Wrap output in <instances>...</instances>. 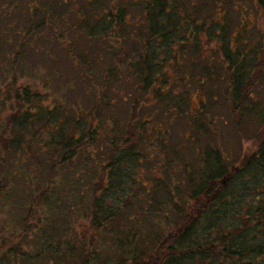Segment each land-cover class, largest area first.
Returning a JSON list of instances; mask_svg holds the SVG:
<instances>
[{
	"label": "trees",
	"instance_id": "trees-1",
	"mask_svg": "<svg viewBox=\"0 0 264 264\" xmlns=\"http://www.w3.org/2000/svg\"><path fill=\"white\" fill-rule=\"evenodd\" d=\"M212 1L215 10L211 15L219 20L215 24L222 26L230 0ZM263 1L257 0L264 9ZM79 2H83L82 6H77ZM19 7H23L25 15L29 8L34 16H41L36 23L32 21V14L27 17L28 27L20 30L21 34L12 36L11 52L4 55L5 64L0 61V70L5 71L0 76V106L10 97L9 89L12 87L9 82H15L14 69L19 72L29 69L20 67L18 57L25 58L38 38L47 41V44L54 40V45L65 48H71L73 41L83 38L91 39L89 42L99 40L102 47L90 50L87 56H100L104 59L105 69L101 72V82H92V85L85 87L82 84L80 89L74 85L77 97L71 101L64 99L62 92L59 95L63 96L57 94L56 89L61 85H50L53 93L65 102L52 109H42L39 96L31 95L24 89L20 98L25 104L29 103V107L23 113L14 112L0 119V211L13 219L17 218V222L23 226L35 204H41L44 211L53 208L59 219L67 208L65 214L68 216V220H64L66 226L61 229L62 239L54 237L51 243L54 235L48 236L42 229L35 232L37 241H42L39 252L35 254L27 253L19 245L8 246L5 237L1 236L4 230H0V264H31L34 259L40 262L39 257L46 249L52 264L61 262L60 258L63 259L64 255L71 257V262L63 261L62 264H264V127L255 137L259 143L257 149L243 155L240 162L231 166L226 165L216 148L199 152L196 147L195 154L186 157L183 149H176L172 145L170 158L167 149L165 154L170 171L174 176L180 173V179L187 182L182 189L183 180L173 177L171 182L165 176L164 181L171 185L170 189L165 190L169 191V202L172 203L170 207L163 205V209L152 201L149 206H143V191L150 188H146L145 180L134 177L135 171L141 169L143 164L144 154L140 146L143 147L147 143L145 139L150 141L152 136L143 137L145 133L140 131L134 116L133 110L138 105L141 107L143 100L130 105L128 123L120 133L122 118L117 112V96H114L115 84L120 80L109 82L111 77L120 75L122 79L124 76V69L120 65L126 67L127 62H131L128 64L131 78L137 75L142 82H166L158 75L174 59L171 50L181 46L182 52L179 53L180 49L176 52L182 55L183 62L186 60V67L191 65L189 59H199L197 36L200 25L206 26L209 20L206 22L207 18H204L201 21L198 14L192 18L186 0H7L0 2L1 19ZM40 9L45 12H37ZM138 16L141 17L140 21H137ZM1 19L0 23L4 20ZM49 23L54 26L55 32H43ZM61 25L65 28L60 29ZM70 27L77 28L74 40L66 34ZM212 27L214 24L209 23L207 31L210 34L213 33ZM5 30L8 32L9 27L6 29L0 25V35ZM132 36L135 45L130 47L127 43ZM220 40L224 48L232 42V38H226L224 34ZM190 41L194 42L192 50L187 48ZM263 50V46H259L255 51L259 54ZM192 52L196 54L190 55ZM68 55L78 58L74 52ZM91 59L76 61L79 65ZM25 62L23 65L27 66ZM134 67L137 74L132 76ZM130 77L125 76L124 80ZM124 86L131 88L129 84ZM161 96L164 97L162 104L154 108L158 114H162L164 106L177 113L187 112L182 110L180 103L174 106L177 100H169L171 93ZM118 97L126 100L120 95ZM153 98L157 102L160 96L154 93ZM84 102L89 105L85 104V107ZM156 124L159 132L154 134L152 140L160 135L163 145L169 140L172 130L167 133L169 122L158 121ZM41 130L48 135L46 141L40 138ZM182 140L184 144V136ZM90 145L98 147V150H89ZM27 154L34 160L41 155L44 162L39 167L33 164L27 167ZM88 162H91V166L84 168ZM18 174L24 176L18 177ZM23 178L30 180L28 186H31V190L27 195L22 191ZM133 182L139 184L138 188L133 187ZM55 183L64 185L59 191L63 188L71 191L73 197L67 205L65 200L52 199ZM10 185L13 186L15 199L8 203L2 194ZM128 193L135 198L133 203L126 196ZM177 196L180 198L174 204ZM107 200L112 204L110 207L106 205ZM164 201L167 202L166 197ZM20 205L28 206L24 215ZM148 211L151 212L150 224L147 223L149 230L145 228L141 231L139 228L138 232H126V248L123 247L125 244L122 245V239L109 234L113 231L110 227L113 217L124 215L130 221L137 215L138 221H145L143 215ZM168 217H172L176 223L175 229L165 235L157 233L154 227ZM70 218L86 219L85 223L93 229L90 238L77 237L75 231L71 230ZM68 234L74 242L68 248H62L60 242L67 241ZM145 242L147 246L139 250ZM105 243L117 247L113 248L116 254L113 260L110 256L104 259L100 252ZM86 249L89 250L85 255ZM54 257H57V261Z\"/></svg>",
	"mask_w": 264,
	"mask_h": 264
},
{
	"label": "rangeland",
	"instance_id": "rangeland-1",
	"mask_svg": "<svg viewBox=\"0 0 264 264\" xmlns=\"http://www.w3.org/2000/svg\"><path fill=\"white\" fill-rule=\"evenodd\" d=\"M1 1L7 0H0V2ZM206 1H208V5H206ZM186 3L190 9L192 18H196L198 14L202 18L200 19L201 21L207 18L206 22L209 20L208 24H214V27L211 29L213 30L212 34L207 31L208 24L206 26L200 25V31L197 36L200 47L199 56H197L199 59L196 61L189 59L191 65H188L189 68L186 67V60L183 62L182 55L179 54L182 52L181 46L179 45V53L177 54L176 52L178 49L171 50L172 55H175V57L172 56L174 59L170 60L167 67L158 75L159 78H165L166 82H142L140 78H137L135 67L133 70L135 73H133L132 76H136L131 78L130 75L132 72L128 69V64L131 62H127L126 67L124 64L120 65L121 69H124V76L122 79L118 73V77L116 75L109 80V82L120 80L115 84L114 89V96H117V102H119V109L117 112L122 118L120 133L128 123L127 114L130 112V105L140 100L144 101V103L141 102V107L136 105L137 109L133 110L140 131L142 130V133H145L143 137L147 138L152 135L149 139L150 141L145 139L147 143L143 147L140 146L144 154V159L142 158L143 164L141 169L135 171L136 176L133 175L134 177H139L143 181L145 180L146 188H150L143 191L141 199L144 207H147V205L149 206L151 201L162 209L164 208L163 205H168V207H170L172 203V201L169 202V191L166 192L165 190L166 188L170 189L171 185L167 181H164V179H166L165 176H168L171 182L173 177H175V180L181 178L180 173H175L174 176L173 172L170 171L169 162L166 158L165 152L168 151L172 145L176 149H183L184 152H186V157L193 156L196 149L202 152L207 148H216L223 156L226 165L231 166L240 162L243 155L251 154L257 149L259 143L255 137L264 127V50L259 54L255 51L259 46H263L264 49V9L261 7L262 5L260 6L257 0H230L229 5L226 6L224 23L220 26L219 24H215L218 23V18L216 16L212 17L211 15V12L215 10L212 0H186ZM82 4L83 2H79L77 6H82ZM262 4L264 6V1ZM203 6L205 7L201 11L200 7ZM15 9L16 8L12 11L13 13L5 16V19L2 16L4 20L0 17L2 20L0 23L1 27L5 26L6 29L9 27L8 32L5 30L0 35L1 64H5V60L3 59L4 55L7 52H9L8 54L11 52L12 45L10 43L12 42V36L21 34L22 32H20V30L24 31L28 27L27 17L32 14L33 23L40 20L39 18L41 15L36 14L34 16V12L32 13L31 11L30 13L29 8L26 10V15L23 7L17 8L16 11ZM9 11L10 9L7 12ZM37 12L43 13L45 11L40 9ZM185 12L187 11L185 10ZM138 18L137 21H140L141 17L138 16ZM69 20H71V18ZM51 23L47 25L49 27L43 32L49 33L50 30L55 32L54 26ZM64 28L63 25L60 26V29ZM75 29L77 28L70 27V29L66 30L67 36H70L73 40L75 37ZM223 34L226 38H232V42L227 48H224V43L220 40ZM51 35L52 34H49V36ZM14 39L15 38H13V40ZM89 41H91V39H89ZM89 41L87 38H83L80 41L75 40L71 44V48L58 47V45H54V40H51L50 44L48 42L49 45L47 41L40 38L34 41L25 56L26 59L23 56L18 57L20 67H28L29 69L19 72V70L17 71L15 68L12 72V74H15V82H9L10 87H12L9 89L10 97L4 105L0 106V119H4L7 115L14 112L23 113V111L29 107V103L25 104L21 101L22 98H20V96L23 95L24 89H27L28 93L31 95L36 94L39 96V103L42 105V109H52L57 105L65 103L59 96L64 95V99L69 101L77 97V95L74 94L76 92L74 90V85H78L80 89L83 85L85 87L92 85V82H101L103 80L101 72L105 69L103 65L104 59H101L100 56L96 57L95 55L87 56L90 50L93 51L102 47L101 41ZM193 43L194 42L190 41L187 48H191L192 50V48H194ZM127 44L130 47L135 45L134 36L131 37V40H129ZM72 52H74V56L78 58L68 55L72 54ZM185 54H187V52H185ZM195 54L196 53L192 52L190 55ZM86 56L87 58L93 59L85 63L86 65L83 63L78 65L76 60L80 59L87 61ZM23 62H25L24 64H27V66H24ZM5 67L8 68L9 65H5ZM107 67L108 65L106 68ZM254 67L256 68L254 69ZM42 71H44V74ZM4 73V70H0V76ZM44 75L47 76L49 82L46 81ZM187 75L190 76V78ZM9 76H11V74ZM125 76L130 78L124 80ZM13 77L14 76H12V78ZM45 82L47 83L46 85L44 84ZM124 84L131 85V88H129V86H124ZM50 85L54 87L61 85L56 90L58 95L61 92L63 95L58 96L56 93H53L54 91L51 90L49 87ZM239 87H241L240 90ZM154 93H158L160 96L157 102L153 98ZM166 93H171L169 100H177L175 101V107H177L176 104L180 103L182 110L187 112L177 113L170 107L164 106L162 114H158L155 111L157 109L154 110V108L162 104L164 97H162L161 94ZM237 93L239 95L235 96ZM18 94L19 96L16 100L15 97ZM118 95L126 100L120 99ZM85 104L87 106L89 105L88 102H84L85 107ZM158 121L163 123L169 122L171 129L168 128L167 133H170L172 130L169 140L163 143V145H161L163 139L160 135L157 137L159 142L157 139L155 140V138L152 140L154 134L159 132V128L156 124ZM140 125H143V127H140ZM39 135L44 141L48 138L44 130H41ZM182 136H184V144H182ZM198 141L199 143L197 146ZM88 147L89 150H98V147L93 145ZM161 154L163 156H161ZM168 154L170 158L172 155L171 150L168 151ZM180 154L181 153H179V159L181 158ZM26 157H28L26 158L27 167L31 166L29 164H33L32 166L34 167H39L44 162L41 155L37 160L29 157V154H27ZM79 160H81V158L77 161L79 162ZM90 166L91 162H88L84 168ZM175 166L177 167V165ZM176 170L179 171L178 169ZM17 176L22 177L24 175L20 176L18 174ZM180 181H182L183 189L187 181L185 179H180ZM29 182L30 180H28V178H23L24 186H22V191L25 192V195L31 190V186H28ZM11 186L12 185L6 187L2 194V198L4 200L6 199L8 203L15 199L12 190L13 186ZM63 186L62 183L53 184L51 197L53 200H65L67 205L73 196L70 190L69 192L63 188L59 191V188ZM138 186L139 184L133 185L134 188H138ZM126 196H128L133 203L135 200L133 195L128 193ZM165 197L167 202H163ZM17 198H19V196H17ZM179 198V196L175 198L174 204ZM106 205L109 207L112 205L110 200H107ZM50 209L51 210L48 209L44 211L41 204H37V206L35 204L34 208L30 210V215L28 219H26L24 226L19 223V221L17 222V218L13 219L8 216L6 212L1 210L0 230H4L1 236L5 237V240L9 243L8 246H22V249L29 254L39 252L42 241L41 239L37 241L35 232H39L40 229L48 236L54 235L51 238V243L54 242V237L64 238V236L62 237L61 229L66 226L64 220H68V216L65 214V212L67 213V208H65L66 210L63 212L64 215L62 214L60 219L57 216L58 214H55L53 211V208ZM20 210L24 215L28 210V206L21 207L20 205ZM136 216L137 215H134L130 221H128L124 215L112 218L113 221L110 227L113 231L109 234H112L118 239H122V245L125 244L123 246L125 248L126 240L124 237L128 235L126 232H138L139 228L141 231L145 228L149 230V225H147V223L150 222L151 212L148 211L143 215L145 221L144 219L138 221L139 217ZM85 221L86 219L81 218H78V220L71 219V230H74L77 237L82 239L90 238L91 232H93L90 224H86ZM157 225L158 226L154 227L157 233L161 232V235H165V233L167 234L175 229L176 223L172 217H168V219H164V222ZM68 235L69 238L67 241L60 242L62 248H68L74 242L70 234ZM145 246H147L146 242L141 244L139 250ZM113 248L117 247L112 246V243H105L104 246L100 248V252L104 259L109 256L112 260L115 258L116 254H114L115 250ZM47 250L48 249L39 257L40 262L34 259L31 264H52L51 261L49 262L50 258H48ZM88 250L89 249L84 250L85 255ZM70 258L71 257L64 255L63 259L60 258L61 262L56 263L62 264L63 261L69 263L71 262ZM54 260L57 261V257H54ZM78 262L79 261H77V263Z\"/></svg>",
	"mask_w": 264,
	"mask_h": 264
}]
</instances>
